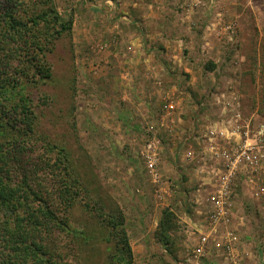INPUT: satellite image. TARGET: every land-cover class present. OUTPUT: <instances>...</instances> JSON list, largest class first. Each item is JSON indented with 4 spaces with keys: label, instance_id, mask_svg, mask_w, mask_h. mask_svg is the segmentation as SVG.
<instances>
[{
    "label": "rangeland",
    "instance_id": "obj_1",
    "mask_svg": "<svg viewBox=\"0 0 264 264\" xmlns=\"http://www.w3.org/2000/svg\"><path fill=\"white\" fill-rule=\"evenodd\" d=\"M56 4L65 16L73 14L74 25L72 35L60 38L47 55L52 78L33 88L41 130L72 151L74 164L89 184L92 204L112 199L122 207L133 264H168L155 232L162 210L179 197L173 188L180 189L176 184L183 180L176 163L198 159L181 174L194 178L191 191L200 189L196 168L212 171L216 179L222 167L210 157L209 147L210 142L222 141L219 131L234 129L236 119L240 125L251 121V130L264 123V0H166L156 5L153 0H56ZM153 11L161 13L151 20ZM101 44H106L102 50ZM164 45L169 46L167 54ZM130 50L151 68L143 70L146 76L136 85L124 78L127 75L121 78L123 88H131L133 94L122 91L118 83L122 70L118 52ZM148 56L164 67L147 65ZM120 109L131 114L121 125ZM37 149L43 150L41 145ZM147 155H156L157 171L165 174H160V184L147 169ZM240 182L231 210L242 242L236 245L232 264H264V163L255 181L241 177ZM176 207L179 213L192 209V218H202L193 206ZM178 220L173 231L179 228ZM91 221L95 219L87 210L74 208V228L86 230L78 222ZM61 238L62 244H70V264H107L103 239L82 240L79 248L66 235ZM183 248L179 236L172 239L167 250L174 262Z\"/></svg>",
    "mask_w": 264,
    "mask_h": 264
},
{
    "label": "trees",
    "instance_id": "obj_2",
    "mask_svg": "<svg viewBox=\"0 0 264 264\" xmlns=\"http://www.w3.org/2000/svg\"><path fill=\"white\" fill-rule=\"evenodd\" d=\"M73 25L56 0H0V264H70L62 235L79 248L101 238L107 264L134 263L122 207L112 199L92 204L72 151L40 127L33 88L52 78L47 55ZM72 127L77 132L75 120ZM77 206L95 219L78 222L86 230L73 227ZM176 226L175 213L164 208L155 237L166 248Z\"/></svg>",
    "mask_w": 264,
    "mask_h": 264
},
{
    "label": "built area",
    "instance_id": "obj_3",
    "mask_svg": "<svg viewBox=\"0 0 264 264\" xmlns=\"http://www.w3.org/2000/svg\"><path fill=\"white\" fill-rule=\"evenodd\" d=\"M109 3L112 4L111 1ZM122 17L128 19L126 15ZM105 46L106 44H101L99 48L102 50ZM168 108L173 109L174 105L169 104ZM237 115L240 116L239 111ZM234 124L236 127L228 128L227 133L223 129L219 131L222 141L210 142L211 157L221 163L222 171L218 172L214 190L208 195L209 204L197 211L203 219L200 228L196 225L191 231L193 235H197V242L175 264H204L208 258L214 264L235 263L236 245L242 240L238 224L233 223V196L241 183L240 178L252 183L264 163V123H259L253 130L250 129L251 121L240 125L236 119ZM242 128L243 132H240ZM154 145L155 142L149 143L150 150H153ZM146 165L154 182L160 184L162 179L157 171L156 155H147ZM158 187L161 188L162 185ZM221 256H224L223 261L216 262L215 259Z\"/></svg>",
    "mask_w": 264,
    "mask_h": 264
},
{
    "label": "crops",
    "instance_id": "obj_4",
    "mask_svg": "<svg viewBox=\"0 0 264 264\" xmlns=\"http://www.w3.org/2000/svg\"><path fill=\"white\" fill-rule=\"evenodd\" d=\"M165 2H166V0H153V4H155V3H165ZM217 5H219V3H217ZM157 13H155L153 11L152 12V17L150 19L152 20L153 18L156 17L155 14H157V16H158L161 12L158 11ZM163 14L164 13H162V15ZM118 33L119 34H123V32L120 31V30H118ZM131 33H133V32H131ZM126 35H128V33H126ZM134 38H136V42L138 44V37L134 36ZM165 46H168V45H164L163 46L165 49L169 47V46L168 47H165ZM121 47L126 49L123 45ZM132 48H134V47L133 46L130 47V49H132ZM169 51H170V49H166L165 54H167ZM122 53L119 54V52H118V55H119L118 68L120 67L122 69V70H120V72H121L120 76L118 75V83L120 84V87H121L122 91H125V90L127 91L128 90L131 94H133L131 88L130 89H128L126 87H125V89L123 88L124 87L123 86L124 83L121 81V78H123L124 75H127V77H124V78H129V80H131L130 84L133 86V85H136L140 81V79H142L141 76H146L144 74L143 70L144 71L148 70V72H149V69H151V68L149 66L145 67V65L143 63L144 59H142V56L139 55V54L134 53L133 50L132 51L130 50L129 52H122ZM163 54H164L163 52L161 54H159V57L162 56ZM153 60H154L153 57L148 56V59H146V64L150 65V66L153 65V66L157 67L159 65L158 64L159 62L157 64H155ZM160 65H159L160 67H162V68L164 67V65H162L161 62H160ZM160 67H158V69H160ZM152 75H157V74H156L155 71H153ZM148 83H151V82H148ZM124 96L127 97L126 94H124ZM130 100L132 101V99H130ZM153 109L154 108L151 107V106L148 107V110H151L152 112H153ZM126 112H127L126 110L123 111V110L120 109V112L118 114L119 117L122 116V119L118 120V123L120 125L123 123V119L125 117L131 118V116H130L131 114L129 113L130 115H128ZM118 130H120V129L118 128ZM185 144L182 145L183 149H184V147L187 146V144L186 145ZM211 158H212V160L216 161L213 157H211ZM184 160H186V159H184ZM181 161H183V160H181ZM196 163H198V159H196V158L194 160H191V161L189 160L186 164H184V161H183L182 164L180 163L181 165L179 163H176L177 172H179L178 175H180L182 177L183 183L182 184H176V185H180L181 186L180 189H179V186H178V189L176 187L173 188V191H176V194L179 197H177L175 203H173L171 205H168V207L175 213L176 220L179 219L178 220L179 228H178V230H175L173 232L172 239H174L176 236H179L180 242H181V244L184 247L183 250L178 252L177 257H175L176 260L183 258L185 253L189 250V247L192 246L195 242H197V235H193V233H191V231H193V229L195 228L196 225H197V227L200 228V225L203 224L202 223L203 219L192 218V216L189 215V212H191L192 209H189L188 212H186V210H185V211H182L181 213H179V212H177V207L176 206L177 205L178 206L182 205L185 209L188 208V207L193 206L195 208V210H196L195 212L199 216V213L197 211H199L200 209L205 208V206L209 204V203H207V198H208L209 193H211L214 190V186H215V183H216V180H217V178L216 179L212 178V174H210V172L212 173V171H210V170L205 171L202 168L200 169L198 167V168H196L197 175L195 176V178H196V183H199V186L202 189L201 188L199 189V187H198V189H195V191H191L190 190V184L192 183V181L194 182V180H193L194 178L193 177L187 178L186 175L182 176V174L184 173L185 169H188V166H191L192 164L196 165ZM178 166H180V167H178ZM192 167L194 168V166H192ZM160 174H162V176L165 175V174L163 175V173H160ZM166 182H168V181L166 180ZM165 186H168V185L165 184ZM203 193L206 194L205 198L203 197ZM190 196L193 197V198H189ZM186 213H188V214H186ZM186 218L191 219V221L190 222L187 221ZM237 226L239 227V225H237ZM162 246L163 247L161 248V253H162L163 258L164 259L167 258L168 262H170L168 264H175V262L173 260V257L171 256V254L168 253L167 248L163 244H162ZM204 264H214V261L211 258H208V259L205 260Z\"/></svg>",
    "mask_w": 264,
    "mask_h": 264
}]
</instances>
